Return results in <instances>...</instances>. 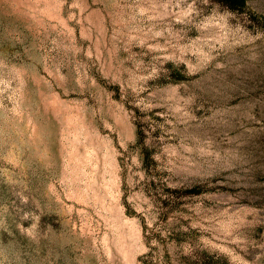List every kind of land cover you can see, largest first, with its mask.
<instances>
[{
	"label": "rangeland",
	"instance_id": "1",
	"mask_svg": "<svg viewBox=\"0 0 264 264\" xmlns=\"http://www.w3.org/2000/svg\"><path fill=\"white\" fill-rule=\"evenodd\" d=\"M0 264H264V0H0Z\"/></svg>",
	"mask_w": 264,
	"mask_h": 264
}]
</instances>
